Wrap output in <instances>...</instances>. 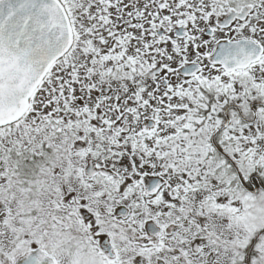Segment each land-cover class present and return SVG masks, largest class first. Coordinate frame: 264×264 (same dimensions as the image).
<instances>
[{"label":"snow or ice","instance_id":"1","mask_svg":"<svg viewBox=\"0 0 264 264\" xmlns=\"http://www.w3.org/2000/svg\"><path fill=\"white\" fill-rule=\"evenodd\" d=\"M0 264H264V0H0Z\"/></svg>","mask_w":264,"mask_h":264}]
</instances>
